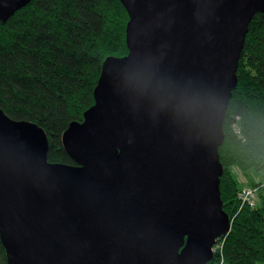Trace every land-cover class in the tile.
<instances>
[{
	"label": "water",
	"instance_id": "95a60500",
	"mask_svg": "<svg viewBox=\"0 0 264 264\" xmlns=\"http://www.w3.org/2000/svg\"><path fill=\"white\" fill-rule=\"evenodd\" d=\"M127 53L106 57L81 122L0 109L6 264H206L230 229L218 148L248 25L264 0H119ZM31 0H0L4 23Z\"/></svg>",
	"mask_w": 264,
	"mask_h": 264
},
{
	"label": "trees",
	"instance_id": "16d2710c",
	"mask_svg": "<svg viewBox=\"0 0 264 264\" xmlns=\"http://www.w3.org/2000/svg\"><path fill=\"white\" fill-rule=\"evenodd\" d=\"M127 21L119 0H31L0 22V109L44 130L48 162L74 165L61 135L93 104L104 59L126 55ZM236 79L218 148L230 229L206 264H264V191L253 209L237 199L242 186L264 181V13L249 22ZM0 264H6L1 242Z\"/></svg>",
	"mask_w": 264,
	"mask_h": 264
},
{
	"label": "built area",
	"instance_id": "2783aa9c",
	"mask_svg": "<svg viewBox=\"0 0 264 264\" xmlns=\"http://www.w3.org/2000/svg\"><path fill=\"white\" fill-rule=\"evenodd\" d=\"M259 191H264V181L254 187L242 186L237 195V199L241 206H245L251 209L255 208L258 204ZM214 250L215 244L212 247V252H214Z\"/></svg>",
	"mask_w": 264,
	"mask_h": 264
},
{
	"label": "rangeland",
	"instance_id": "374dc122",
	"mask_svg": "<svg viewBox=\"0 0 264 264\" xmlns=\"http://www.w3.org/2000/svg\"><path fill=\"white\" fill-rule=\"evenodd\" d=\"M231 171H232V173H233V175H234L235 177H237V178L240 177L239 174H238V172H237L235 169L232 168Z\"/></svg>",
	"mask_w": 264,
	"mask_h": 264
}]
</instances>
